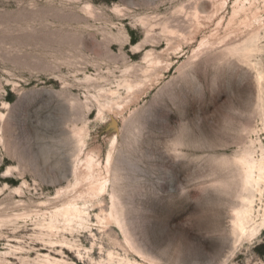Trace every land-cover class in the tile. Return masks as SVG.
Instances as JSON below:
<instances>
[{
    "label": "rangeland",
    "instance_id": "1",
    "mask_svg": "<svg viewBox=\"0 0 264 264\" xmlns=\"http://www.w3.org/2000/svg\"><path fill=\"white\" fill-rule=\"evenodd\" d=\"M0 264H264V0H0Z\"/></svg>",
    "mask_w": 264,
    "mask_h": 264
},
{
    "label": "bare ground",
    "instance_id": "2",
    "mask_svg": "<svg viewBox=\"0 0 264 264\" xmlns=\"http://www.w3.org/2000/svg\"><path fill=\"white\" fill-rule=\"evenodd\" d=\"M89 163V162H88ZM89 168L92 167V165L89 163L88 164ZM253 169H257V170H260V168H255V167H248L247 166V173L250 177L253 176V173H252V170ZM114 197V196H113ZM60 213H62L64 216H68V215H74V214H78L79 213V209L76 208L74 205H68V206H64L63 209L60 211ZM111 217H114V215L112 216L110 214ZM116 223L119 224L121 226V223L119 221V219H116ZM122 228V227H121Z\"/></svg>",
    "mask_w": 264,
    "mask_h": 264
},
{
    "label": "snow or ice",
    "instance_id": "3",
    "mask_svg": "<svg viewBox=\"0 0 264 264\" xmlns=\"http://www.w3.org/2000/svg\"><path fill=\"white\" fill-rule=\"evenodd\" d=\"M194 223H195V221H194Z\"/></svg>",
    "mask_w": 264,
    "mask_h": 264
}]
</instances>
